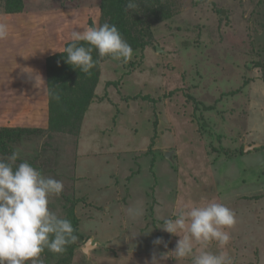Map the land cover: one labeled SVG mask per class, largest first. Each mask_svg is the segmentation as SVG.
Wrapping results in <instances>:
<instances>
[{"label": "rangeland", "instance_id": "rangeland-1", "mask_svg": "<svg viewBox=\"0 0 264 264\" xmlns=\"http://www.w3.org/2000/svg\"><path fill=\"white\" fill-rule=\"evenodd\" d=\"M101 3L21 0L9 12L0 0L9 25L0 40V127L32 129L14 151L63 182L51 210L66 218L75 201L79 247L69 245V264H152L150 254L166 256L159 264L167 256V264H188L173 258L181 237L161 227L182 205L211 201L230 207L236 224L223 249L212 242L207 250L227 252L233 264H264V0H174L173 21L145 25L144 47L131 59L98 54L82 123L51 128L48 59L65 53L74 30L102 25ZM64 67L74 76L66 91L83 77ZM90 240L97 247L88 255ZM60 256L41 259L58 264Z\"/></svg>", "mask_w": 264, "mask_h": 264}, {"label": "clouds", "instance_id": "clouds-1", "mask_svg": "<svg viewBox=\"0 0 264 264\" xmlns=\"http://www.w3.org/2000/svg\"><path fill=\"white\" fill-rule=\"evenodd\" d=\"M136 7L133 0L126 5L131 10ZM8 35V23L0 21V40L7 39ZM71 38L72 42L65 48L66 62L85 73L95 66L94 50L101 57L125 62L133 55L131 45L123 39L117 26L108 22L83 31L74 30ZM50 95L59 99L54 93ZM19 158V149L7 159L0 158V264H43L41 254L45 249L63 253L77 237L71 221L49 206L51 198L62 193L63 182L45 176L27 161L17 163ZM129 214L139 216L142 212L129 209ZM235 224L236 214L230 207L211 201L182 205L179 214L174 219H166L161 228L181 237L173 251L176 257L190 258L192 264H233L227 252L207 249L212 242L223 249L231 239L227 229ZM154 243L160 244L163 240L157 238ZM152 264H159L155 256Z\"/></svg>", "mask_w": 264, "mask_h": 264}, {"label": "trees", "instance_id": "trees-1", "mask_svg": "<svg viewBox=\"0 0 264 264\" xmlns=\"http://www.w3.org/2000/svg\"><path fill=\"white\" fill-rule=\"evenodd\" d=\"M128 2L129 0H102V3L100 5L101 20L102 24L105 22L115 24L118 30L120 31L123 39L131 45L133 52H138L140 49H142L141 47L143 45L141 41L143 38L144 29L142 28H144L145 25H149V27L152 28V26H154L155 24L159 25L162 23H166L169 20L173 21L171 18H173L174 15L172 14L171 6L175 5L174 0H133L137 7L131 10L126 8ZM20 4L21 0H6L7 11L11 12V10H20L22 5ZM142 14H145V18H143L144 16L142 17ZM147 15H150V17L148 18ZM152 22H154L155 24H153ZM93 25V20H90L89 26ZM149 36H151V34ZM85 46H87V44H85ZM92 55L93 59L96 61V59H98V52L94 50ZM106 58L112 57L104 56L101 59L105 60ZM66 63L67 62L65 53L59 54L57 56H54L53 58L48 59L47 72L49 74L50 80V93H54L59 96V99L57 100L49 94L50 113L52 117L51 128L56 127L58 130L63 128L65 129L69 125L71 129H73V122H75V124L77 123L78 126L82 123L86 110L90 106L91 101L93 99L94 90L99 82V77L96 76L94 73L98 69L100 63H95V66L92 69L93 71L90 70L88 73H85L81 70V73L80 71H78L83 78L80 79L79 83L76 82V84H74V88H67V90L65 91L63 87L65 82L67 80H71L72 78L74 79L72 69L64 67ZM257 66L264 69V61L262 63L258 62ZM262 79L264 80V71ZM116 83L117 82H115V84ZM68 93L70 94L69 97L67 96ZM32 132L33 131L31 128L25 127H0V154L11 155V153L14 151V148L22 141V139L26 135L31 134ZM68 133L70 132L68 131ZM150 148H152V146H150ZM244 150V147H241L240 151L242 155L245 152ZM223 153L227 154L226 156L229 159L231 157H234L229 150H226ZM0 158L3 157L0 155ZM173 161L175 163L174 159ZM20 162L21 160L17 161V163ZM153 164L154 159L149 162V170L151 167L153 168ZM66 219L71 221V224L75 230L74 235L77 237L79 234L78 226L80 220L75 212V201L71 203V207ZM69 245H72V248L79 247V245L75 242H72ZM69 245L66 247V250L68 249ZM72 248L70 249V251L67 250L69 251L68 253H60V258H62V256L66 257L63 260H60L58 264H69V262H71L74 257L72 253H74L75 250ZM46 252L49 251L45 249L42 254L44 255V253ZM160 255L163 257L162 254ZM160 255H155L156 260L158 257H161ZM173 255V258H175V261H177L178 258L175 257V254ZM153 256V254H150L149 260L152 261ZM167 259L168 261H165L166 264L169 262L170 257L167 256ZM256 259L258 258H255L254 255V259H252L251 261L255 262ZM189 260L185 261L188 264H192L190 258Z\"/></svg>", "mask_w": 264, "mask_h": 264}, {"label": "water", "instance_id": "water-1", "mask_svg": "<svg viewBox=\"0 0 264 264\" xmlns=\"http://www.w3.org/2000/svg\"><path fill=\"white\" fill-rule=\"evenodd\" d=\"M158 48H159V47H158ZM158 48H157V49H158ZM158 50H160V48H159ZM246 149H248V148H246ZM249 149L254 150L255 147H250ZM165 154H166V156H167L171 161H173V157H172L173 152H166ZM87 246H88V247H87V249H85V250H86V254H88V255H89L88 250L90 251V250L94 249L95 247H97L96 244L94 245V244L92 243L91 240L89 241V244H88ZM88 259H90V258H88Z\"/></svg>", "mask_w": 264, "mask_h": 264}]
</instances>
